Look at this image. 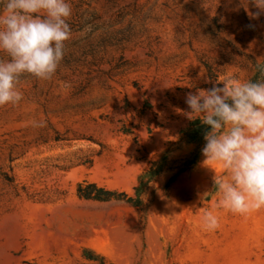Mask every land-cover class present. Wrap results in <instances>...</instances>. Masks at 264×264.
I'll use <instances>...</instances> for the list:
<instances>
[{"label": "rangeland", "instance_id": "obj_1", "mask_svg": "<svg viewBox=\"0 0 264 264\" xmlns=\"http://www.w3.org/2000/svg\"><path fill=\"white\" fill-rule=\"evenodd\" d=\"M69 2L55 75L25 74L20 103L0 106V264H264V207L217 208L213 177L229 174L203 155L172 183L162 172L142 212L78 194L87 179L136 195L154 160L188 155L186 93L264 74V14L250 19L249 0Z\"/></svg>", "mask_w": 264, "mask_h": 264}, {"label": "clouds", "instance_id": "obj_2", "mask_svg": "<svg viewBox=\"0 0 264 264\" xmlns=\"http://www.w3.org/2000/svg\"><path fill=\"white\" fill-rule=\"evenodd\" d=\"M255 12L264 14V0H249ZM69 0H0V106L17 105L23 99L18 87L25 74L50 80L64 57L71 37ZM185 103L189 120L200 118L210 126L201 149L207 166L221 162L229 178L214 175V187L222 193L217 208L248 214L264 207V80L228 77L212 87L189 91ZM202 117V118H201ZM45 121L34 122L36 127ZM206 228L219 227L218 217L206 212Z\"/></svg>", "mask_w": 264, "mask_h": 264}, {"label": "trees", "instance_id": "obj_3", "mask_svg": "<svg viewBox=\"0 0 264 264\" xmlns=\"http://www.w3.org/2000/svg\"><path fill=\"white\" fill-rule=\"evenodd\" d=\"M251 80H264L263 72L261 70L258 71ZM207 131H210V126L202 124L200 118L193 117V119L181 129L180 136L183 140L193 143L195 146L194 149L176 165L173 164L175 162L170 160L167 154L160 159L154 160L151 166L144 171L140 180V185L135 187L136 195H131L125 190L111 189L100 185L96 181H90L87 179L79 183L78 194L85 199L100 201L113 199L126 200L137 207L141 212L145 211L146 206L143 195L162 172L167 169L175 170V173L170 178V183H172L180 174L193 169L197 165L202 155L201 149L206 143L204 140V134Z\"/></svg>", "mask_w": 264, "mask_h": 264}]
</instances>
